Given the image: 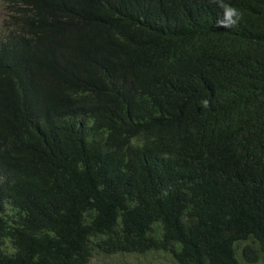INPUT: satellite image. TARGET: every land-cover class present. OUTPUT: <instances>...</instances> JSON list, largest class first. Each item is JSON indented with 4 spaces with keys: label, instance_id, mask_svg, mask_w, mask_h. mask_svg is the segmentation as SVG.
Here are the masks:
<instances>
[{
    "label": "trees",
    "instance_id": "1",
    "mask_svg": "<svg viewBox=\"0 0 264 264\" xmlns=\"http://www.w3.org/2000/svg\"><path fill=\"white\" fill-rule=\"evenodd\" d=\"M1 1L0 264L264 255V0Z\"/></svg>",
    "mask_w": 264,
    "mask_h": 264
},
{
    "label": "rangeland",
    "instance_id": "2",
    "mask_svg": "<svg viewBox=\"0 0 264 264\" xmlns=\"http://www.w3.org/2000/svg\"><path fill=\"white\" fill-rule=\"evenodd\" d=\"M5 7L0 0V27L5 19ZM242 245V244H239ZM242 260H240L241 262ZM86 264H177L176 261L168 253L160 251H148L141 254L117 253L104 254L96 250L92 251V255ZM241 264H246L243 261ZM251 264H264V255L259 260Z\"/></svg>",
    "mask_w": 264,
    "mask_h": 264
},
{
    "label": "clouds",
    "instance_id": "3",
    "mask_svg": "<svg viewBox=\"0 0 264 264\" xmlns=\"http://www.w3.org/2000/svg\"><path fill=\"white\" fill-rule=\"evenodd\" d=\"M225 8V20L218 21V25L221 27H229L236 23V20L233 19V17H236V19H239V13L235 8L224 6Z\"/></svg>",
    "mask_w": 264,
    "mask_h": 264
}]
</instances>
